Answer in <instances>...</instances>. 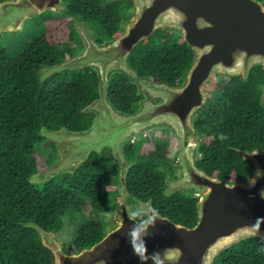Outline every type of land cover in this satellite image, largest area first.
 Segmentation results:
<instances>
[{
	"label": "trees",
	"instance_id": "1",
	"mask_svg": "<svg viewBox=\"0 0 264 264\" xmlns=\"http://www.w3.org/2000/svg\"><path fill=\"white\" fill-rule=\"evenodd\" d=\"M64 1L67 9L61 13L47 10L34 16L42 33L18 57L0 45V264H56L55 254L43 243L39 230L24 222L35 221L46 230L58 231L67 212L87 200L101 212L118 208L113 159L106 154L109 148L101 153L93 151L74 171L37 182L40 171L53 162L51 155L39 150L47 139L46 131L88 129L95 112L86 107L101 95L95 68L66 69L44 82L39 79V69L77 53L76 48L58 49L60 39L72 40L76 32L83 42L74 16L87 19L93 28L104 30L105 39H112L124 31L133 9L131 0ZM177 34L158 29L141 40L130 55L132 66L141 75L171 85L181 84L193 65L194 53ZM262 84L264 65L254 66L247 80L224 76L208 82V101L195 118L197 129L203 133L198 164L207 173L227 181L250 177L253 163L244 159L238 149L264 150ZM108 93L115 106L126 112L137 110L143 98L137 84L122 72L111 75ZM161 136H154V148H147L144 140L125 144L134 162L127 178L129 202L134 207L138 206L137 197L152 198L160 214L194 226L198 221L194 191L172 195L164 192L167 176H178L169 156L178 141L174 134L169 137L170 144ZM106 233L101 221H86L77 232L75 250L93 245ZM261 247L264 238L245 237L223 249L214 264H264Z\"/></svg>",
	"mask_w": 264,
	"mask_h": 264
},
{
	"label": "water",
	"instance_id": "2",
	"mask_svg": "<svg viewBox=\"0 0 264 264\" xmlns=\"http://www.w3.org/2000/svg\"><path fill=\"white\" fill-rule=\"evenodd\" d=\"M63 1H0V33L19 31L29 16L47 10L61 13L67 9ZM131 1L133 9L124 31L112 39L97 40L89 31V21L74 16L86 42L84 50L39 69L41 82L66 69L92 67L98 71L101 95L86 107L95 112L92 125L83 131L48 129L46 135L57 140L64 161L72 164L65 171H74L93 151L101 153L106 145L113 147L122 183L120 221L101 240L71 253L57 241L55 229L46 230L35 221L24 224L39 230L43 243L53 250L56 264H140L125 236L130 223L126 210L131 208L127 178L134 162L124 142L131 137L141 138L152 127L170 126L180 141L175 157L181 162V173L167 176L164 192L172 195L184 188L194 189L198 221L189 226L158 212L163 221L157 222L153 230L156 234L147 238V246L149 252L169 250L171 264H214L216 256L233 243L248 236L264 238V220L259 230L254 227L256 218L264 217V199L259 195L264 189V150L238 149L253 163L245 181H227L207 173L198 164L201 142L197 140L195 114L208 101L207 82L213 76L224 74L247 80L254 66L264 65V0ZM158 29L179 31L192 47L194 62L181 84L141 75L130 62L138 43ZM114 72L127 74L137 84L138 92L143 94L137 110H121L110 99L108 84ZM261 88L264 104V84ZM257 168L259 175L255 174ZM61 170L57 169L64 172ZM136 201L139 206L155 208L152 198L137 197Z\"/></svg>",
	"mask_w": 264,
	"mask_h": 264
},
{
	"label": "rangeland",
	"instance_id": "3",
	"mask_svg": "<svg viewBox=\"0 0 264 264\" xmlns=\"http://www.w3.org/2000/svg\"><path fill=\"white\" fill-rule=\"evenodd\" d=\"M63 5L67 6V3L63 1ZM34 16L35 15L29 16L26 19L24 27L21 30L13 31V32L4 31L0 33V45L6 47L9 50V53L11 54V56L18 57L21 54L22 50L25 48V46L33 42L39 36V34L42 33L43 29L35 24V21L33 19ZM77 18L82 19L81 17H77ZM74 24L76 25V23ZM126 24H127V21H125L124 27L126 26ZM91 25L92 23L89 22L88 27H89V31L91 32L92 36L97 38L98 40L100 39L105 40L104 30L99 29V28H93V26ZM171 32L178 33L177 34L178 39H180V37L181 39H184L182 34L179 33V31L171 30ZM71 38L72 40L71 39L70 40L60 39L58 41V49L61 50L65 48H70V49L76 48V50L79 51L78 53L84 50L86 46V42L83 39V37H82L83 42H80L81 41L80 37L78 33L76 32L73 34ZM82 47L83 49L80 50ZM71 56H68L65 59ZM224 76H227V75H224V74L215 75L210 80L218 81V80H221ZM208 82H207L206 93H207V97L209 98L210 90L208 87ZM195 118H196V114H195ZM157 134L162 135L161 138L166 137V139L169 140V144H170L169 137L171 136V134H174L175 137L177 138L178 144L173 145L171 147L169 156H170L171 162L174 165L176 174L179 176L181 173V162L178 157H175V154H176L177 149L180 146V141H179L178 136L175 134V131L170 126L152 127L150 128V130L143 132L141 138L139 139L135 137H131L127 139L124 142V145L131 140H137V141L144 140L145 143L147 144V148H150V147L154 148V144H155L154 136ZM196 135H197V140L201 142V140L203 139L202 138L203 133L199 129H197ZM46 136H47V139L42 144L39 145V150L45 153L46 155H51L52 157L51 160L53 162L48 167H46L44 170L40 171V173L37 175V180H38L37 182L39 183L50 179L56 174H60L57 171L58 168L62 169L61 171L66 172L65 170L71 169L69 167H72V164L65 162L62 155L60 154L57 140L52 136H48V135ZM105 148L110 149V151L107 150L106 154L108 156H111L113 159L112 169L114 170V184L117 187V196L119 197L118 201H120L122 200V195L119 194L122 191V183L120 179V167H119V164L116 162V159L114 158L113 147L110 145H106L103 148V151ZM68 154H69V151L65 155H68ZM183 190L194 191L195 193V190L192 188H184ZM130 207L132 208L131 204H130ZM88 220L89 221H101L104 224V230L106 232L112 231L114 228L117 227V224L120 221V207L118 206V208L114 211L101 212V211L96 210L93 207L90 200H87V202L83 203L79 208L70 209L67 212V214L64 216L63 226L58 231H56L57 241L63 245L64 249L67 252L71 253V252L76 251L75 250V239L77 236V232L79 228Z\"/></svg>",
	"mask_w": 264,
	"mask_h": 264
},
{
	"label": "clouds",
	"instance_id": "4",
	"mask_svg": "<svg viewBox=\"0 0 264 264\" xmlns=\"http://www.w3.org/2000/svg\"><path fill=\"white\" fill-rule=\"evenodd\" d=\"M226 137L222 134L220 139L224 140ZM260 169H256V175H259ZM228 188V185H225ZM260 197L264 199V189L259 193ZM127 219L130 222L128 230L125 233L127 241L131 247L132 254L139 260L140 264H171L173 256L169 250L165 249L154 250L149 252L147 246V238L153 237L156 233L153 231L156 229L157 222L163 221V218L159 215L158 211L152 207L134 206L126 210ZM264 220V217L256 218L254 227L259 230L260 222ZM264 253V247L259 249Z\"/></svg>",
	"mask_w": 264,
	"mask_h": 264
},
{
	"label": "flooded vegetation",
	"instance_id": "5",
	"mask_svg": "<svg viewBox=\"0 0 264 264\" xmlns=\"http://www.w3.org/2000/svg\"><path fill=\"white\" fill-rule=\"evenodd\" d=\"M125 28V27H124ZM97 39V38H96ZM98 40V39H97ZM105 40H107V39H105ZM100 41V40H99ZM104 41V40H103ZM84 47V46H83ZM83 47L80 49V50H82L83 49ZM79 51H77V53H78Z\"/></svg>",
	"mask_w": 264,
	"mask_h": 264
}]
</instances>
